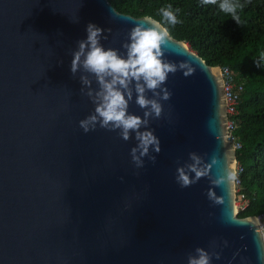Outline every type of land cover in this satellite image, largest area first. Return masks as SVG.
Instances as JSON below:
<instances>
[{"label":"water","instance_id":"1","mask_svg":"<svg viewBox=\"0 0 264 264\" xmlns=\"http://www.w3.org/2000/svg\"><path fill=\"white\" fill-rule=\"evenodd\" d=\"M146 18L108 0H0V264H188L197 247L211 264H264L258 218L239 217L221 68L167 38L164 59L192 73L162 86L172 95L148 125L161 151L150 149L142 167L130 155L135 133L125 141L119 130L79 125L95 108L86 73L70 70L86 26L124 54ZM128 111L143 118L135 92ZM194 163L200 177L181 187L177 168Z\"/></svg>","mask_w":264,"mask_h":264},{"label":"clouds","instance_id":"2","mask_svg":"<svg viewBox=\"0 0 264 264\" xmlns=\"http://www.w3.org/2000/svg\"><path fill=\"white\" fill-rule=\"evenodd\" d=\"M202 3H218L220 11L230 15L237 24L240 23L238 10L243 5L239 0H202ZM159 12L167 24L179 23L176 14L179 9L174 10L171 4L160 8ZM146 20L149 26L142 23L130 30L128 42L123 44L126 50L124 54L118 49H105L101 44L104 29L89 23L86 26V38L77 42V50L72 53L70 67L73 75L81 70L86 73L80 76V82L87 88L86 95L95 105L94 112L79 122L80 127L85 133L95 130L97 124L111 131L119 130L125 141L135 133L137 144L131 148L130 155L137 167L143 166L142 158L149 155L150 149L156 153L161 151L160 140L148 125L150 117L159 118L162 114L160 100L167 101L172 95L167 88L162 87L169 74L183 71L186 77L192 73L187 62L176 63L164 59L163 46L169 37L168 29L151 17ZM90 77L95 79L97 89L91 87L93 81ZM149 91L153 93L152 98L147 96ZM134 92L135 103L145 109L143 118L128 111ZM141 128L144 130L141 131ZM189 155L193 161L198 162L195 153ZM150 158L155 161L154 156ZM186 167L187 171L184 166L177 168L176 180L181 187L190 186L200 177L195 163ZM190 173H194L195 177H191ZM208 195L211 198L213 194ZM239 197L243 199L242 196ZM215 255L219 258V254ZM211 258L212 254L197 247L194 255L189 254L188 264H211ZM260 259L264 261V256Z\"/></svg>","mask_w":264,"mask_h":264},{"label":"trees","instance_id":"3","mask_svg":"<svg viewBox=\"0 0 264 264\" xmlns=\"http://www.w3.org/2000/svg\"><path fill=\"white\" fill-rule=\"evenodd\" d=\"M108 2L119 13L160 21L171 38L187 44L207 66L228 68L237 76L244 92L233 135L242 145L238 197L243 196L246 205L239 217L264 215V0H239L243 5L239 24L220 11L218 3L205 5L202 0ZM169 4L179 9L175 25L167 24L159 12Z\"/></svg>","mask_w":264,"mask_h":264},{"label":"built area","instance_id":"4","mask_svg":"<svg viewBox=\"0 0 264 264\" xmlns=\"http://www.w3.org/2000/svg\"><path fill=\"white\" fill-rule=\"evenodd\" d=\"M222 70V77L224 80L225 86V93H226V100L227 106V114H228V130H229V138L234 142L235 148L239 149L242 147L241 142L237 139L234 134L235 130L239 126V121L237 116L240 113V104H241V94L244 92L243 86L239 85L238 79L234 73L228 68L221 69ZM240 170V166H237V178ZM237 184L239 186V181L237 180ZM243 197V196H242ZM241 197H239L240 199ZM242 210L244 207L241 208ZM261 229L264 235V215L258 217Z\"/></svg>","mask_w":264,"mask_h":264},{"label":"rangeland","instance_id":"5","mask_svg":"<svg viewBox=\"0 0 264 264\" xmlns=\"http://www.w3.org/2000/svg\"><path fill=\"white\" fill-rule=\"evenodd\" d=\"M237 204H238V206H239L240 209H241L242 207H244V205H243V199H241V198L239 199V198H238V203H237Z\"/></svg>","mask_w":264,"mask_h":264}]
</instances>
